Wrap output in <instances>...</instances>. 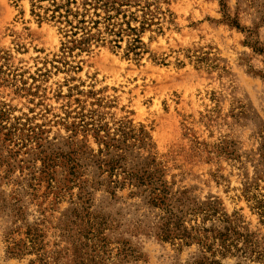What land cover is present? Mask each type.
<instances>
[{"label":"rangeland","instance_id":"374dc122","mask_svg":"<svg viewBox=\"0 0 264 264\" xmlns=\"http://www.w3.org/2000/svg\"><path fill=\"white\" fill-rule=\"evenodd\" d=\"M55 2L0 0V264H264V0Z\"/></svg>","mask_w":264,"mask_h":264},{"label":"trees","instance_id":"16d2710c","mask_svg":"<svg viewBox=\"0 0 264 264\" xmlns=\"http://www.w3.org/2000/svg\"><path fill=\"white\" fill-rule=\"evenodd\" d=\"M31 1L32 2L50 1V2H52V6H54L53 13L58 14L57 16H54L53 18L64 17L61 13H59V11L62 10L64 6L58 5L55 2V0H31ZM236 27H238V26H236ZM140 44H141V42L137 38H134L132 48H130V49L135 53V51L140 48L139 47ZM151 195L152 196L150 198V201L153 204L161 205L162 202L164 201V198H163L161 192H159V193L153 192ZM251 201H252V203H251L252 208L254 210L258 211L261 216H263L264 215V199H260L257 196H253ZM209 209H210L209 211L212 210L214 213L216 212V210L212 207H209ZM167 214H168V216H166V218H162V225L159 228L161 231L162 240L163 241L169 240V239L173 238V236H180L181 238H186V235L188 234V232H187L188 230L186 228H184L181 232H179L180 230H178V228L180 226L178 224V219L176 218V216H174V214L172 212L171 213L167 212ZM177 232L182 233V234H178ZM220 243H223V241Z\"/></svg>","mask_w":264,"mask_h":264}]
</instances>
